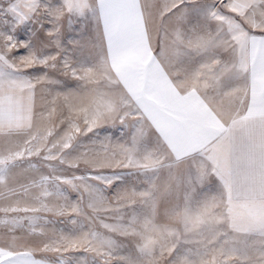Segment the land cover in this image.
I'll return each mask as SVG.
<instances>
[{"label": "rangeland", "instance_id": "rangeland-1", "mask_svg": "<svg viewBox=\"0 0 264 264\" xmlns=\"http://www.w3.org/2000/svg\"><path fill=\"white\" fill-rule=\"evenodd\" d=\"M174 2L150 39L238 74L264 0ZM118 50L91 0H0V264H264V207L227 197L215 147L172 152Z\"/></svg>", "mask_w": 264, "mask_h": 264}, {"label": "crops", "instance_id": "crops-1", "mask_svg": "<svg viewBox=\"0 0 264 264\" xmlns=\"http://www.w3.org/2000/svg\"><path fill=\"white\" fill-rule=\"evenodd\" d=\"M91 1L107 46L119 47L117 74L141 109L161 113L154 126L172 152L187 157L215 147L227 197L264 207V34L249 42L238 74L206 78L195 41L150 39L152 0Z\"/></svg>", "mask_w": 264, "mask_h": 264}]
</instances>
